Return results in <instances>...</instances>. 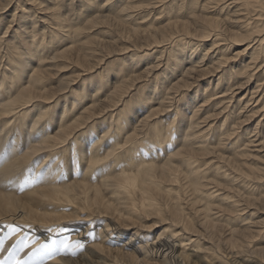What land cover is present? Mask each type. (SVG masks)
<instances>
[{
	"label": "bare ground",
	"instance_id": "6f19581e",
	"mask_svg": "<svg viewBox=\"0 0 264 264\" xmlns=\"http://www.w3.org/2000/svg\"><path fill=\"white\" fill-rule=\"evenodd\" d=\"M44 1L51 7L27 0L26 15L16 19L20 32H9V26L0 37V147L3 134L20 127L25 136L20 152L13 138L8 154L0 153V235L7 230L11 236L12 226L36 234L42 246L35 264H191L198 254L246 260L263 255L264 249L250 248L251 236L261 230L255 204L236 187L247 188L250 148L264 155L263 89L251 91L264 72V0H203L188 21L151 27L142 25L152 12L137 0ZM73 4V13L63 12ZM48 11L54 26L36 18L49 17ZM108 22L120 35L116 41L128 46L116 50L94 40L80 50L71 44ZM112 53L125 56L129 73L125 77L121 67L111 78L102 73L106 82L93 80ZM247 58L244 82L221 88L219 77L211 92L221 69ZM69 66L78 67L75 76L64 75ZM138 85L142 94L149 88L146 98L134 105L130 98L120 112ZM26 167L29 180L37 174L42 180L17 192V174ZM163 188L178 190L174 207L146 225L159 215L154 202L149 209L143 205L145 198L162 199ZM144 209L155 216L146 224ZM223 220L231 227L214 223ZM159 225L167 227L154 234ZM70 236L77 254L65 248Z\"/></svg>",
	"mask_w": 264,
	"mask_h": 264
},
{
	"label": "rangeland",
	"instance_id": "374dc122",
	"mask_svg": "<svg viewBox=\"0 0 264 264\" xmlns=\"http://www.w3.org/2000/svg\"><path fill=\"white\" fill-rule=\"evenodd\" d=\"M137 1L140 2L141 5L143 6L142 9L146 10L147 12H152L151 16L147 17V19L145 20L146 23L142 25L143 27L158 26L160 24V22L165 23L169 19H181L184 21H188V18L190 16H192L195 13H198L199 6L204 3L203 0H172L171 2L169 0L167 3L164 4L163 7H161V5L152 6L150 4V0H137ZM38 2H44L45 6H48L49 8L51 7L50 3L45 2L44 0H38ZM27 4H28L27 0H0V37L8 29L9 26H10L9 32H10V30H13V31L18 30V26L16 24L20 20H16V19L18 17L20 18L21 16L26 15L24 13L27 12V9L29 8ZM148 5H150V7H147ZM35 9H37V8H35ZM73 10H75L74 4L70 5V7L64 8L63 12L66 14L70 13V12L73 13L74 12ZM146 11H142V12H146ZM43 12H45V11H43ZM161 12H162V14H160ZM15 13H16V16L13 19V15ZM47 13H49V17L43 16V15H41L42 14L41 13L39 15L36 14V18L41 19L42 21H46L47 23H51L54 26V22L50 21V19H48V18H51L53 13L51 11H48ZM143 15H144V13H143ZM212 16H217V15H215V13H214V14H212ZM11 20H12V22H11ZM141 21L142 20H138L137 24ZM132 22L135 23L134 20ZM109 24L111 25L112 22L103 23V24L99 23V24L95 25L94 28L89 29V30H85L86 34L83 33V34L79 35L76 38L77 42H75V43L72 42L71 44L73 46L75 45L80 50H81V48H79V47H80L81 43H84L86 41H89L92 43L94 40L96 42H98V41L109 42L108 44H111L116 50H118L120 48H125L126 46H128L127 44H125L124 42H122L120 40L116 41V39H118V37L120 35L115 30L110 31V29H113V28ZM126 24H130V23L126 22ZM17 32H20V31L18 30ZM7 35L9 36V33ZM7 38H6V40H7ZM58 38H60V36H58ZM78 39H80L79 43H78ZM110 39H113L115 42H113ZM105 42H103V43H105ZM85 44H87V43H85ZM87 45H89L90 47H96L93 44H87ZM57 46H58V44L55 45V48ZM231 51H232L231 54L233 55L235 50L232 49ZM232 55L227 56V57L230 58V57H232ZM15 57H16V55H15ZM123 58H125L124 55H117L116 53H112L110 57L105 58L103 61V64L101 65V68L97 72L95 71L91 74L93 76L92 77L93 80L97 81V80L101 79V80L106 82V80H105L106 76L105 75L102 76V73H104V72H105V74L107 73L106 74L107 77L111 78L112 75L120 74V70L122 68L124 69V73H125L124 76L126 77V75L129 73L128 72L129 71V65H128V63H125L123 61V60H125ZM168 58H166L167 59L166 61H168ZM100 59L101 58L99 56H97L96 58L93 59L92 63L95 64V62H98V60H100ZM94 60H96V61H94ZM166 61H165V63H166ZM247 61H248V58L245 60L240 59L239 61H233L232 63H228L226 68L221 69L222 71L220 73H218L214 77V79L212 80L211 92H212V88L215 87L219 77L221 78V81L223 82L221 84V86H222L221 88L227 87L229 82H230V84L238 83L237 81L244 82V78L247 76V73L244 69ZM123 64H124V66H123ZM77 68L75 66H71V68H70V66H69V68L65 69V70H69V71H66L64 73V75H66V77L75 76L78 73ZM80 69H82V68H80ZM232 70H233L234 74H232ZM122 72H123V70L121 71V73ZM257 76H258L257 80L252 85L251 91L256 85H260L261 89H263V92L261 93L260 97H263L264 96V72H261ZM153 82L155 84L156 79H154ZM209 84H210V81L207 82L204 86H209ZM141 85H138V87H136V89H134V91L131 93V95L122 102V105L119 108V111L121 110L120 112H122L123 110L126 109V105L128 104V100L130 98H132L133 105H134L135 100L144 101V99L146 98V94L148 93L147 91L149 90V88L146 87V90L142 94L143 86H141ZM223 85H224V87H223ZM161 89L162 88H160L159 91H161ZM157 93H158V91H157ZM201 93H203L202 89H201ZM139 96H141V98L135 99V98H138ZM157 97H158V95L155 96V98H157ZM155 101L158 102L159 100L155 99ZM198 102H200L199 98L197 99L196 104H198ZM132 109L133 108L130 107L129 110H132ZM233 117H235V116H233ZM121 119H122L121 117H114L113 118V120H115V121H119ZM135 122H136V120H135ZM233 122H235L234 118H232V119L230 118V121L228 122L229 126H231V124ZM256 122L257 121H255L254 123H251L252 128L255 127ZM51 130H52V127H51ZM10 131H12V129H10ZM154 132H155L154 128H152L147 134H148V136H150V135L154 134ZM98 134H100V133H98ZM98 134L95 137H97ZM13 138H16L14 140H19V145H18L19 151L18 152H20L21 148H23V146H24V142H22V141H24L25 136H24V132L19 127L18 129H16L15 131H13L9 135L3 134V137L1 139L2 146L0 147V153L5 155L8 152V145L10 146V143L7 140L8 139L13 140ZM75 145H77V143H75ZM229 146H231V145L228 144L227 149L230 148ZM250 149H251L252 153L248 154V156L245 157V159H244V164H245V167L247 168V170H245L246 172L244 171V173H245L244 178L246 179V182H247L246 183L247 188H245V187L240 188L238 186L236 188L239 189L242 193H244L248 197V199L251 203L255 204V206H253V208H255L258 211V213H257V211H253V213L255 214V217L257 218V220L255 222H257V221L259 222V226H260L261 230L258 234H253L251 236L250 248H252V249H256V248L264 249V155L255 154L256 153L255 148H250ZM222 153H223V150H222ZM59 155H60V157H59L58 162L64 163V166L62 167L61 171H66L65 155H63V154H59ZM0 160H2L1 155H0ZM46 174L49 176V179H48L49 181H47V183H49L52 178L50 177L48 172H46ZM60 174H65V173L60 172ZM17 176H19V179L21 178L20 181H18L19 186L17 187V192H19L22 189V186H24V185H27L28 187L32 188L34 186L33 184L42 180V177H43L41 174H37L36 177H32V174H31L32 178L29 180L30 173H29V169L27 167L23 168L17 174ZM1 182H2V180L0 179V183ZM177 192H178V190L176 188H172V189L163 188L161 191V193H162L161 195L163 197L162 199L157 198V197L145 198L147 201H145L143 203V205L146 206L147 209H149L147 203L154 202L153 204L155 206L153 207V209L156 210V212L158 211L157 214L159 215V217L152 219V220H149L150 223L146 224L145 223V222H147L146 220H148L149 218H153L155 216H153L151 214L147 215V213L145 212V210H147V209H144V213H142L140 216L141 220L144 221L143 223H145L146 225H150V224H154V223L160 221V217L164 218L166 216V213H167L166 209H171L174 207L172 199H173V197H175L177 195ZM137 199L139 200V198H137ZM238 199L240 201V197ZM139 213H141V212L139 211ZM189 216H191L194 220V216H192L191 214ZM242 219L243 218L238 220V221H240L238 223V225H240L241 223L244 222V221H242ZM138 222L141 223L142 225H144L140 220H138ZM245 222H246V220H245ZM214 223L222 224L225 226L229 225L231 227V224H229V222L227 220L214 222ZM166 227H167V225H165V226L159 225V227L156 228V232L154 234L159 233L160 231H162ZM18 230L24 231V233H22L21 235L19 234L15 238L14 233ZM5 232L8 233L7 230H5ZM6 233L0 235V260L4 261L5 264H15L16 260L21 261L22 264H28L27 262L29 261V259H31L30 263L35 264V259H32L33 255L36 254L35 252H37V251L39 252V248L42 246V244L40 243V240L38 239V236L36 234H33L32 232H27L24 229L19 228L18 226H12V228L10 229V231H9V233L11 234V236H9V237H11L10 239ZM28 233H29V236H26V234L28 235ZM220 236H222V234L219 233L217 235L218 239L221 238ZM76 242L77 241L74 238V236H70V239L65 244V248H70V246H72V248H73L72 254H77V252H78V249L75 248V246H74V244ZM38 244H39V246H38ZM49 247H51V249L53 251V249L57 247V240H53V242L51 243V245ZM205 247H207V246H205ZM15 252H17V253H15ZM221 255H223V253ZM223 256H224L223 258H222V256H221V258H218V256H216V255L212 256V254H209V253L208 254H198V256L193 259L191 264H261V260L264 258V253H263V255L259 253L256 258H253L254 260H246L244 258L239 259V258H236L235 255L232 256L230 254L229 255L225 254Z\"/></svg>",
	"mask_w": 264,
	"mask_h": 264
},
{
	"label": "snow or ice",
	"instance_id": "6c2138e0",
	"mask_svg": "<svg viewBox=\"0 0 264 264\" xmlns=\"http://www.w3.org/2000/svg\"><path fill=\"white\" fill-rule=\"evenodd\" d=\"M36 163H37V164L42 163V160H41V161H37ZM0 264H5V262L2 261V260H0ZM15 264H22V262L19 261V260H16V261H15Z\"/></svg>",
	"mask_w": 264,
	"mask_h": 264
}]
</instances>
